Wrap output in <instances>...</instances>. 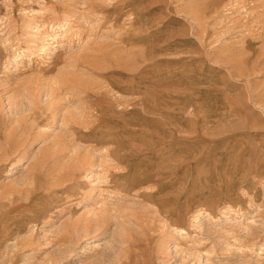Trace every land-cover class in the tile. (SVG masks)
Masks as SVG:
<instances>
[{
	"label": "rangeland",
	"instance_id": "rangeland-1",
	"mask_svg": "<svg viewBox=\"0 0 264 264\" xmlns=\"http://www.w3.org/2000/svg\"><path fill=\"white\" fill-rule=\"evenodd\" d=\"M0 264H264V0H0Z\"/></svg>",
	"mask_w": 264,
	"mask_h": 264
}]
</instances>
